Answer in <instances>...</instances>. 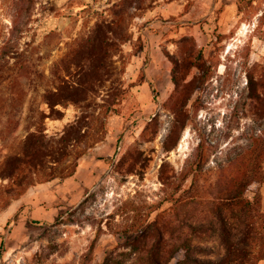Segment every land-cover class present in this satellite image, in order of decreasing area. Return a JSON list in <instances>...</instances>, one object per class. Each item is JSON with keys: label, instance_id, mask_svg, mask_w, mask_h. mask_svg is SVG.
<instances>
[{"label": "rangeland", "instance_id": "1", "mask_svg": "<svg viewBox=\"0 0 264 264\" xmlns=\"http://www.w3.org/2000/svg\"><path fill=\"white\" fill-rule=\"evenodd\" d=\"M12 9L0 0V53ZM98 24L124 40L77 104L44 117V89L95 66ZM21 46L29 75L0 78V264H149L159 244L176 264L187 238L218 260L219 212L237 226L240 211L220 198L255 169L245 196L264 231V0H38Z\"/></svg>", "mask_w": 264, "mask_h": 264}, {"label": "trees", "instance_id": "2", "mask_svg": "<svg viewBox=\"0 0 264 264\" xmlns=\"http://www.w3.org/2000/svg\"><path fill=\"white\" fill-rule=\"evenodd\" d=\"M6 2L8 0H2ZM13 4V17L14 24L10 32L8 40L4 43L0 53V78L9 79L11 82H17L20 78L28 76L27 60L25 58L24 49H22V40L26 33L31 28L32 16L36 9L38 0H9ZM104 27H107V31H104ZM112 32L115 36L114 40L106 41L107 33ZM124 40L121 36V32L118 29H112L111 24L103 26L98 24L95 28V34L89 39L86 44L87 47L91 48L89 51L91 59L95 62V66H90L86 69L80 66V73L83 74L81 83L78 84H60L52 88L44 89L42 94L44 102L48 105L49 113L42 112L44 117L60 118L63 116V112L57 106H64L66 103L77 104L80 99V94L88 90L91 83L94 80H99L101 73V64L106 54V47L117 50L119 44L116 39ZM85 52V51H84ZM114 54V53H113ZM11 59H15L13 66L11 65ZM32 69V68H31ZM36 74L38 71L36 68L33 69ZM32 81V80H31ZM33 82V81H32ZM81 84V85H80ZM36 85L35 89L37 90ZM38 133L30 132L27 136L26 142H36ZM25 144V149L29 150V147ZM24 150V148H23ZM254 179L248 183L245 179H242L238 184L239 190L233 193L231 187L226 189V193L220 198L218 206H224L229 209L233 206L239 208V225H233L227 214L219 212L220 221V232L219 239L222 242V246L226 251V254L218 260L213 259H202L192 254L193 250L203 249L204 247L200 244L193 245L189 239H182L171 251V258L176 259V264H254L264 258V231L262 226H258V217L260 216V204L258 202V196H255L253 200H250L245 196V191L249 184L253 182H260L257 178V170H254ZM231 217V216H230ZM233 227L237 230L236 233L232 232ZM202 228V227H201ZM215 231L216 229L212 225ZM139 233V231H138ZM236 235V236H235ZM162 238V233L159 235ZM137 237H135L136 239ZM128 244H132L131 241H127ZM260 246L257 250L256 248ZM160 250V244L157 248L152 250L151 258L148 260L149 264H165L157 255ZM257 250V251H256ZM253 260V261H252ZM98 264H121L120 261L114 260V258H107L103 262Z\"/></svg>", "mask_w": 264, "mask_h": 264}, {"label": "crops", "instance_id": "3", "mask_svg": "<svg viewBox=\"0 0 264 264\" xmlns=\"http://www.w3.org/2000/svg\"><path fill=\"white\" fill-rule=\"evenodd\" d=\"M79 172H80V171H78V172L75 174V178L79 175ZM59 192H60V191H59ZM60 193H61V192H60Z\"/></svg>", "mask_w": 264, "mask_h": 264}]
</instances>
